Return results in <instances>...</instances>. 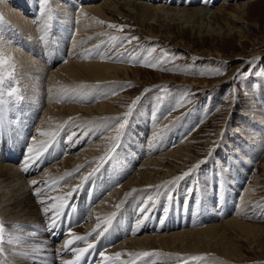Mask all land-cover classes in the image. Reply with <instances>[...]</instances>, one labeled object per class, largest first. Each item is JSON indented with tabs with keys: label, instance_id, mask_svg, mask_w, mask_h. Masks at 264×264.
I'll return each instance as SVG.
<instances>
[{
	"label": "bare ground",
	"instance_id": "obj_1",
	"mask_svg": "<svg viewBox=\"0 0 264 264\" xmlns=\"http://www.w3.org/2000/svg\"><path fill=\"white\" fill-rule=\"evenodd\" d=\"M2 1L6 3L1 5L3 7H1L2 11L0 12V122L1 124L3 121L6 123L7 135L13 133L12 140L14 143L10 150H14L18 145L22 148L26 146L25 152L27 153L29 146L35 149L39 148L41 144L47 143L49 146L53 142L56 148L60 147V144L64 146L65 156L63 155L61 160L46 165L42 169H40L41 162L29 161L27 171L24 170L25 161L29 156L23 154L22 149L17 148V153L5 160L11 164L0 159V223L4 225V240L0 243V249H2L0 250V264H67L74 255V251L71 249L87 247L102 232L104 234L109 232L115 240H119L103 250L105 255L114 256L116 252L124 253L119 260L112 261L110 264H121V261L131 262V264H177L176 261L178 260H182L181 264H207L206 262L201 263L204 260L211 264L214 262L217 264L243 262L240 258L245 244L238 241L243 240L245 234L248 237L250 229L256 228L259 224L243 219L244 216L238 217L242 216V210L246 211L243 206L263 198V195L256 194V188L264 187V184L258 185L262 182L260 183L257 179L254 185L245 182L250 171L249 168L256 160L253 158V146L241 144L247 159L242 158L240 154L237 158H231L227 169L220 166L221 174L219 177L213 173L205 172V174H199L198 177V189L202 191L197 190L198 195L196 196L199 198L202 195L203 199L205 198L202 201L211 199L212 196L209 197L208 194H211V192L209 193L212 190L211 186L216 184V195L222 210H225L223 212L229 209L226 207L231 206L230 211L238 210L236 218L230 217L215 222L214 217L208 221L211 224L204 223L205 226H198L200 223L197 224L199 222L196 220L197 217L208 219L210 213L211 215L212 213L220 214L222 211H217V213L208 210L209 200L206 201V206L200 202L195 203L197 200L194 199L195 204L190 206L191 209H186L187 211L178 208L179 205L181 206L180 201L178 206L172 204L174 210L168 209L169 206H167V209L171 211L162 223L157 221V213L155 214L156 217L152 215V217H147L145 221L139 223L140 217H145L146 214L143 215L142 209L134 217L132 209L137 210L139 207H143L147 213L150 205L148 206V202L147 206L144 207V203L149 196L148 194L154 189V193L157 194V190L168 182L174 184L172 190L176 191V185L179 184L175 185V182L178 181L176 178L181 172L187 170L184 169V165L188 163L192 165L197 159L194 150L196 145L189 143L191 141L189 140L185 144H178L176 148L169 151L165 149L166 152L164 151L162 154L159 152L157 157L152 152L154 157L149 155L152 156L151 159L145 161L146 158L142 157L144 152L142 153L138 147L132 150L130 146L134 144L136 147L139 144L135 145L137 140L141 139L139 135L142 134L143 130L149 128L148 126H152V121L147 117L145 108L143 112L133 115L138 109L136 108L132 109L129 114L128 131L123 133L125 135H120V149L117 147L110 152L111 146L107 150L110 146L109 134L103 136V133L105 130L106 132L107 129L109 130L108 127L115 117L119 118L118 115L127 110L125 109V103H129L127 99H132L128 95L121 94V92H117L119 95L114 94L112 89L118 82H122V73L130 77L129 74L132 72L135 76V71L127 59H125L126 64H117L112 61V63L103 62L104 60L99 57L101 48L96 45L89 44L85 49L79 51L80 46L90 42L88 39L80 37L81 33H87V31L93 33L94 30L97 31V29L105 27L107 30L117 31L118 34V31H121L120 23H122L121 20H118L119 16L132 21L133 25L137 27L135 31L137 34L144 31L149 32L150 30L146 28V25L149 28L152 24L150 20L154 17L157 18L158 22L159 20L166 21L167 18L170 21L179 19L180 15L217 18L227 9L224 4L216 10H212L202 5L197 6V2L191 3V5H196L195 7L188 8L167 5L166 3L152 5L151 0H82L81 3V0H46L45 2L44 0H17L15 4L9 3V6H6L7 1ZM40 1L41 4H39ZM99 1L100 3H98ZM162 1L160 0V2ZM170 1L172 4L179 2L177 0ZM252 1L247 0L233 4L231 8L234 10L228 13V20L240 25L246 24L243 19L244 10L247 4ZM167 2L169 3V1ZM81 6L85 8L79 11L78 8ZM26 7L30 9V12L27 9L29 12H27L29 14L27 16L25 11H22ZM39 7L43 11L42 14L37 13ZM10 8H13V11ZM77 10L78 12H75ZM28 16L31 19H28ZM111 25H117V27L113 28ZM231 29L234 28L231 27ZM94 34L96 35L95 38L104 37L106 43L113 39L108 40L107 35L103 32H95ZM127 34H134V32L131 31ZM148 37L157 39L153 33ZM119 50L121 49H114L112 52H120ZM74 57L76 58L73 59ZM120 58L122 57L120 56ZM122 62H124L123 59ZM98 99L102 103H97L96 100ZM15 106L16 108L11 110ZM7 114H13L12 123H8ZM22 120L23 122L19 124ZM171 124L173 123L165 128L163 133L165 136L170 131ZM186 125L187 128L189 124ZM150 128L149 130H152L154 126ZM186 128L179 131V135H182ZM101 129H103V133L100 132V136L98 131ZM261 129L256 131L257 133L254 132L258 141L253 142L264 148V128ZM32 132L33 139L30 142ZM43 132H54L56 133L55 138L41 135ZM73 133L76 136L69 140L68 137ZM160 134L162 135V133ZM9 137L11 138V136ZM25 137L27 138L25 139ZM159 143L163 144V142ZM115 144L117 146L118 143ZM134 146L131 147L134 148ZM156 148L159 149V145ZM139 153L144 159L143 162L141 161L142 164L140 163L141 167L129 176L132 171L127 172L124 168L129 164L133 165L132 162L137 161L138 156H140ZM230 170L233 176L227 177V172ZM68 173H72V175L68 176ZM34 180L41 183L33 185L32 181ZM173 181L175 182L172 183ZM182 186L180 185V187ZM167 188L162 191L164 192L163 195L167 196L168 193H171V190L169 191ZM184 188L186 187L184 186ZM133 189L137 191L125 200L126 193ZM181 189L180 191L183 192L184 190ZM37 190H39L40 195L35 194ZM107 190L110 191L109 194L106 193ZM69 192H72L73 195L67 196ZM181 192L178 194L177 190V196ZM185 193L182 195L184 196ZM106 194L108 195L104 196ZM55 196L67 197V199L52 200V197ZM122 200H125V203L121 210H118V215L112 219L113 209ZM61 202L65 205L73 203L76 207H80L81 215L86 220L82 225L73 228L68 237V240L72 239L73 236H83L85 239L75 241L67 249L64 247L67 242H64L65 238L61 242H53L43 232L53 220L54 214L51 211V205ZM153 203L157 205L156 200ZM256 207L254 208L256 209ZM45 208L49 209L47 213L44 211ZM203 209L205 210L203 211ZM62 210L63 208L60 209V212ZM258 211L259 209L256 210L257 213ZM179 212H184L181 214V220ZM256 212L250 215V219L254 220ZM239 214L241 215L239 216ZM185 215L186 218H184ZM263 216L259 217L264 218ZM109 218H111L110 223L107 222ZM185 222L187 224H184ZM175 223L178 225L175 226ZM173 229L175 230L172 231ZM154 230L157 232L156 234L154 232L142 235ZM140 234L142 236L136 237ZM235 236L241 237L237 239ZM250 245L246 247L253 251ZM144 251L155 252L159 255L147 258H141L137 255ZM128 253L133 255L129 256ZM192 256H201L203 261H201L202 259L193 261L190 259ZM100 260H96L94 264H100Z\"/></svg>",
	"mask_w": 264,
	"mask_h": 264
},
{
	"label": "rangeland",
	"instance_id": "obj_2",
	"mask_svg": "<svg viewBox=\"0 0 264 264\" xmlns=\"http://www.w3.org/2000/svg\"><path fill=\"white\" fill-rule=\"evenodd\" d=\"M4 1H7L6 6H9V3L13 2L15 4V2H17V0ZM45 1L46 0H44V2ZM167 1H169V3ZM177 1H179L180 3L178 2L172 4L170 0H163L162 2H160V0H151L150 3L152 5H154L155 3H166L167 5L171 4L172 6L193 8L196 5H191V3L197 2V6L202 5L205 6V8H210L212 10H216L218 7L224 4V7L227 9H225L221 15H218L217 18H203L197 15H180L179 19L170 21V19L168 20L167 18L166 21L159 20L158 22L157 18L154 17L150 20V22L152 23L150 27L148 28V25H146V28L150 31L148 30L149 32L144 31L143 33L141 32L137 34L135 33L137 27L133 25L134 23L126 18L124 19L119 16L118 20H121L122 23L120 24L123 27L118 26L121 30L118 31V34L116 33L117 31L113 32L114 30H107L105 29V27H101L97 29V31L94 30L93 33H89L88 31L87 33H81L80 37L88 39L90 42H88V44L86 45L83 44L82 46H80L79 51L85 49L87 46H89V44L96 45L101 48L99 57L104 60H102L103 62H115L117 64H124L125 59H127L128 62L131 63L130 66L134 68L133 71H135V76L134 74H132L133 72L129 74L130 77H128L127 74L122 73V82L117 83L114 88L115 90L112 89V92H114V94L119 95L117 92H121V94H125L126 96L128 95L129 98H132L127 99L129 103H125V109L127 110L122 112L121 115L117 114L119 118L115 117V119L112 120L114 125L112 124V122L110 123V125L113 126L111 127L109 125V130L107 129L108 133L106 132V130V133H103V129H101V131L99 130V133L97 132L100 136L102 133L103 136L104 134H109L108 140L110 146L107 148V150H109L111 146L112 148L109 150L110 152L115 150L114 148L117 147H119L120 149L121 140L119 139L121 138V136L125 135L123 133H126V130L130 124V122H128V120H130L129 115L124 120L125 114L129 112V108H138L133 113V115L143 112L144 108L146 109L147 117L152 121L151 124L152 126H154V128H152V130H149L152 126H148V130H143L142 134L139 135V138L141 139L137 140V142L135 143V145L137 143H139L140 145L137 144L138 146L136 145V147L134 146V144L131 145L134 146V148L130 146L132 150L137 149L138 147V149L142 153H144L142 154L143 156L141 155V153H139L140 156H138L139 158H137L140 161L137 159V161L132 162L134 167L130 164L128 166L129 169L127 167V169L124 168L127 172L132 171L129 176L133 174L137 168L141 167V164L144 160L143 158H146L145 161L147 159H151L154 153L155 157H157L159 152H161L159 154H162L164 153V151L166 152V150L169 151L171 149H174L178 146V144H185L189 140H191L189 143H191L192 145H196V149L194 150L197 159L193 162L192 165H190V163L185 164L184 169L187 170L181 172V174L178 176L180 177L185 172L193 169L190 175L182 180H178L177 182H175V185L179 183L178 185H176V191L172 190L174 188V184H171V182H168L166 185L159 188L157 190V194L156 192L154 193V189L153 192L148 194L149 196H147L145 203L143 202L145 204L144 207L147 206L146 204L148 202L150 203H148V206L150 205V207L147 213H145V209L143 207H139L137 210L134 208L132 209L134 217L135 215L137 216L143 209L142 213L143 215L146 214V216L140 217L141 221H145L147 217H152V215L156 217L155 214L157 213L158 217L156 219H158L157 221L159 223H162L163 220L167 218L170 211L174 210V205H179V201L181 206L179 205L178 208L180 207V209H182L183 211V209H191L192 205H194L195 203L200 202L205 204L207 203L206 201L209 200L212 203L208 201V205H211L212 207L210 206L209 208L208 206V210H213V212H222L220 214L218 212V214L212 213V215L211 213H208V219H200L197 217L196 220L199 221H197V224L200 223V225L198 226H205V224L207 223L211 224L208 221L212 220L214 217H217V219L214 218V221L216 220L215 222L222 221L230 217L236 218V216H238V210L230 211L232 208L230 206L231 208L226 207L229 208L226 209V212L228 213L223 212L225 210H222V206H220L221 203L218 201L216 195V184H213V187L211 186L212 190L209 191V193L211 192V194L208 195L209 197L212 196L211 199L208 198V200L206 199L205 201H202L205 199H203L202 195V197H199L201 199H199L198 196H196L198 195L197 190H199L197 183L199 174L202 175L205 173H213L216 177H219L221 174L220 166H222L224 169H227L229 167L231 158H237L240 154V156L246 160L247 158L244 155L245 153L243 148L241 147V144H250V146H253V158L256 159L253 162V165H251V168H249L250 171L248 173V176L246 177L245 182L247 184L250 183V185H254L256 183L255 180L257 179L258 181H260V183L262 182V184L258 185L264 184V148L263 146H257L253 142L258 141L257 137L254 135V132L258 131L261 128H264V122H262L264 120V0H253L252 2H249V4H247L243 16L244 23H246L244 25L229 21L227 16L228 13L233 12L234 9L231 8L233 4L239 3L241 1L246 2L247 0ZM81 2L82 0L80 1V3ZM182 2L184 4H181ZM3 3L5 4L6 2L0 0V12L2 11L1 7L3 6L1 5H4ZM98 3H100V1ZM39 4H41V1ZM84 8L85 7L81 6L78 8V10H84ZM10 9L13 11V8ZM27 9L28 8L26 7V9L22 10L23 12L25 11L24 13L26 14V16L29 15L28 13L30 12V9H28L29 12L27 11ZM78 10L75 12H78ZM37 13H43L40 7L37 8ZM28 19H31V17L28 16ZM167 25H169L168 28H166ZM231 27H233L234 29H231ZM104 30L106 31L104 32ZM131 31L134 32V34L126 35V33H131ZM95 32H103L107 35L108 40L111 38L113 39L109 41V43H106V39L104 37L95 38ZM152 33L153 35L157 36V39L148 37ZM142 35L145 37H143ZM119 36L121 37L119 38ZM92 41L93 44H91ZM139 41L140 43L144 41V43L140 44L138 43ZM119 42L120 44H117ZM114 49H121L122 51L119 50L120 52H112V50ZM120 56L122 58L119 59ZM75 58L76 57H74L73 59ZM122 59L124 60V62H122ZM250 61L252 63H249ZM138 97L139 99L137 100ZM133 101H136V103L133 104ZM96 102L99 104L102 103L100 99L96 100ZM10 117L11 114H7L8 123L11 122L13 114L12 117ZM22 122L23 120L19 124H21ZM168 122L173 123L171 124L173 130L170 127V131L167 132L165 136V134L163 133L165 128L170 124ZM121 123L124 124V128L120 129L118 132L116 129H119V125ZM5 124L6 123H4V121L2 122V124L0 122V129L2 130H0V134H7V128ZM186 124H189L187 128ZM183 128H186L185 131H183L182 135H179V131H181ZM160 133H162L163 136ZM168 133L171 134L169 135ZM8 136H11V138H13V133L8 134ZM157 136H159L160 138ZM168 136L170 139L168 138ZM116 137H119L118 141L117 139H115ZM162 137H164V139H161ZM26 138L27 137H25V139ZM159 142H163V144ZM115 143H118L117 146ZM158 145L159 149L161 148L160 150L156 148V146ZM152 152L153 155L151 154ZM62 158L63 157H61V159ZM202 161L203 163H201ZM134 163L137 164L135 165ZM197 164H199L198 168L195 167ZM229 176H233L231 170L227 172V177ZM181 183L183 184V186ZM167 185H169L168 188ZM180 185L182 187H180ZM184 186L186 188H184ZM166 188L169 191L171 190V193H168L167 196L163 195L164 192H162ZM181 188L184 191L186 190L185 192H187L185 193L183 191L185 193L184 196L182 195L184 193L180 191ZM177 190L178 194L181 192V194L178 196ZM201 191L202 190H199V192ZM256 191V194L263 195V198H259L257 199V201H253L249 205L243 206V209L246 211H240L241 214H243L242 216H240L241 214H239L240 217L238 218L246 216L245 218L243 217V219H248L247 221L249 222L253 221L259 224V227H252L253 229H250L251 232H248V237L244 233L245 238L243 237V240L238 241L239 243L243 242V244H245L243 247V252L241 253L242 256L240 258L243 262H238V264H259V262L260 264H264V218H261L264 215V187H258L256 188ZM108 194L104 196H107ZM152 195L154 196L152 197ZM214 195L215 198H213ZM194 199L197 201H195ZM214 199L215 202L213 203ZM154 200L157 201V205H155L156 203H153ZM173 200H175L176 202H174ZM231 201L233 202V200ZM205 205L207 206V204ZM167 206H169L168 209L170 208L171 210H168ZM182 206H184V208H182ZM247 206L249 207L247 208ZM255 206H257L256 209L254 208ZM121 208L122 207L117 208L116 206L113 209L116 216L118 215V212L121 210ZM258 209L259 211L257 213L256 210ZM204 210L205 209H203V211ZM186 211L184 212L186 213ZM247 211L248 214L246 213ZM184 212H179L180 220L182 219L181 214ZM254 212H256L255 218L254 220H252L250 219V215L254 214ZM162 216L164 217L161 218ZM184 218H186V215L184 216ZM112 219H114V217ZM203 219L204 221H207L204 222L202 221ZM184 224H187V222H185ZM177 225L178 224L175 223V226ZM260 226L263 228H261ZM174 230L175 229H173L172 231ZM253 231L254 234L256 233L255 236L253 234ZM154 232L155 234L157 233L154 230L142 235H148ZM142 235H136V237ZM249 236H252V238L250 239ZM235 237L238 239L241 236ZM247 244H252L250 245V247L253 249V251L248 250V247H246L248 246ZM178 261H176L177 264L182 263V260ZM201 261H203V259ZM204 262H206L207 264H211L205 260L201 263ZM214 264L217 263L214 262Z\"/></svg>",
	"mask_w": 264,
	"mask_h": 264
},
{
	"label": "snow or ice",
	"instance_id": "obj_3",
	"mask_svg": "<svg viewBox=\"0 0 264 264\" xmlns=\"http://www.w3.org/2000/svg\"><path fill=\"white\" fill-rule=\"evenodd\" d=\"M113 28L117 27V25H111ZM120 27H123V26H120ZM129 39H135V38H129ZM249 63H252L251 61ZM139 99V97L137 98V100ZM136 101H133V104H135ZM132 109L129 108V112L125 114V117L124 119L127 118V116L131 113ZM124 128V124L121 123L119 125V129H117V131L119 132L120 129H123ZM41 135H44V136H50L52 137L53 139L55 138V135L56 133L54 132H43L41 133ZM74 136H76L75 133L71 134L68 139L71 140ZM115 139H119V137H116ZM48 148V144L47 143H44V144H41V146L39 148H33L31 146H29V148L27 149V152L29 153V157L28 159L25 161V171H27V164L29 161H37L40 159V153L42 151H46ZM203 163V161L201 162ZM196 168L199 167V164H197L195 166ZM193 171V169H190L188 172H185L182 176L180 177H177L176 179L178 180H182L184 179L185 177L189 176L190 173ZM72 173H68V176H71ZM175 181H173L172 183H174ZM38 183H41V182H38V181H32V184L33 185H37ZM137 190L136 189H133L131 192H128L126 193L125 195V200H127L128 197H131L133 195L134 192H136ZM36 195H40V192L39 190H37V192L35 193ZM73 193L72 192H69L67 194V196H72ZM67 197H61V196H55V197H52V200H55V201H62V200H66ZM125 200H122L120 202L119 205H117V208H120L123 206V204L125 203ZM66 205L65 203L61 202L59 204H56V203H53L51 205V211L52 213L54 214L53 215V220H52V227H55L56 225V222H57V219L60 215H62V213L60 212V209L64 208ZM45 213H47L49 211V209L45 208L44 209ZM115 215V213H113V216ZM108 223L111 222V218H109V221H107ZM71 234V233H70ZM102 235V233H101ZM85 239V237L83 236H73L72 239L68 240L64 247L67 249L69 248L70 245H72L75 241H80V240H83ZM4 240V225L2 223H0V243H2ZM95 249V245L94 244H91L89 243L87 245V247H83V248H78V249H71L72 251L74 252H77L79 253L78 255H76L75 257V260L74 261H68L67 264H78V262L82 259V257L85 255V254H90L92 250ZM2 250V249H0ZM124 255V253H121V252H116L114 254V256H106L105 253L103 251H101L99 253V257L100 259L104 262V264H110V262L112 261H115V260H119V258ZM129 256L133 255L132 253H128ZM139 257L141 258H147V257H152V256H155V255H159L158 253H155V252H151V251H144V252H140L137 254ZM191 260L193 261H199L201 259H203V257L201 256H192L190 257ZM121 264H131V262H124V261H121Z\"/></svg>",
	"mask_w": 264,
	"mask_h": 264
}]
</instances>
